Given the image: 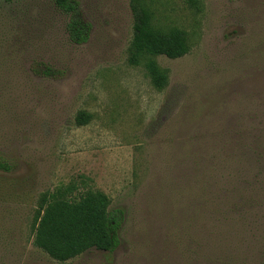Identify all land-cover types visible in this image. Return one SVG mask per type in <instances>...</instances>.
I'll use <instances>...</instances> for the list:
<instances>
[{
  "label": "rangeland",
  "instance_id": "374dc122",
  "mask_svg": "<svg viewBox=\"0 0 264 264\" xmlns=\"http://www.w3.org/2000/svg\"><path fill=\"white\" fill-rule=\"evenodd\" d=\"M73 1L83 44L56 0H0V264H264V0H144L189 52L137 65L132 0ZM89 190L123 209L121 244L54 260L41 200Z\"/></svg>",
  "mask_w": 264,
  "mask_h": 264
},
{
  "label": "trees",
  "instance_id": "16d2710c",
  "mask_svg": "<svg viewBox=\"0 0 264 264\" xmlns=\"http://www.w3.org/2000/svg\"><path fill=\"white\" fill-rule=\"evenodd\" d=\"M56 3L62 12L70 16L67 30L72 41L85 43L89 39L91 25L82 18L79 4L73 0H56ZM144 5V0H132L134 35L130 61L137 65L144 55L178 59L188 54L186 33L180 29L166 33L158 30ZM147 68L153 85L164 89L168 84L167 72L155 61L149 62ZM90 120L91 115L85 112L77 117L79 125H85ZM10 169L8 162L0 157V170ZM124 221L123 209H112L109 196L102 191L89 190L78 198L54 193L41 200L35 218L34 243L59 262H67L91 249L113 253L121 244L120 231ZM215 224V229L222 225L221 221ZM229 260L230 264H248L239 247L233 248Z\"/></svg>",
  "mask_w": 264,
  "mask_h": 264
}]
</instances>
